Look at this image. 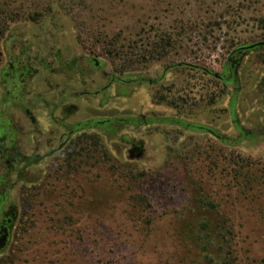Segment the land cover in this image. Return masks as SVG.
<instances>
[{
  "label": "rangeland",
  "instance_id": "rangeland-1",
  "mask_svg": "<svg viewBox=\"0 0 264 264\" xmlns=\"http://www.w3.org/2000/svg\"><path fill=\"white\" fill-rule=\"evenodd\" d=\"M262 44L264 0H0V74L44 65L25 91L0 75V99L38 126L20 110L6 124L46 158L0 264H198L192 233L210 222L232 230L234 264H264ZM56 57L79 64L48 90ZM59 82L83 96L65 112Z\"/></svg>",
  "mask_w": 264,
  "mask_h": 264
},
{
  "label": "flooded vegetation",
  "instance_id": "flooded-vegetation-1",
  "mask_svg": "<svg viewBox=\"0 0 264 264\" xmlns=\"http://www.w3.org/2000/svg\"><path fill=\"white\" fill-rule=\"evenodd\" d=\"M54 61L58 64V67L51 70L52 66L50 65L48 69L50 72H48V70L45 71L47 76L44 74L45 72H43L42 78L39 80V83H43L48 90H50L49 88L52 86V82L50 81L51 77L65 78L64 75H67L69 71L72 72L76 65L79 64H75V62L72 61L69 63L70 65H68L60 57H56ZM93 63L94 64H91L93 66L92 68L95 70L98 69L99 64L96 61H93ZM43 66L44 65L39 62V58H29L28 61L21 63V58L16 57L14 64L8 63L5 71H3V73L1 71V76H8V81L2 84L5 85V88L9 89L7 90L8 92H11V90L14 89L18 90L19 87L25 91L28 83H34L36 78L39 77V68H43ZM11 80H13V86H7L6 84H9L8 82ZM63 83L65 84V81H63ZM64 84L61 82L55 83L57 89L51 91L52 101L50 102H54V99L58 98L57 103L61 104L60 110L65 112L66 110H69V106H66L67 103L77 101L78 99L83 98V96L73 94L72 92H69V90H64L67 88V86H63ZM93 84L95 83L93 82ZM9 106V102L4 100L2 94L0 99V255L8 248L13 238L14 229L19 220L20 205L16 200V192L21 184H31L29 180L26 179L27 175L30 170L39 166L46 159L44 157L41 161L40 157H38V155L36 156L35 151L29 156L23 151V143L22 146L20 144L17 146L13 143L15 140V132L7 124H10L9 118L12 117V114H14L16 110L22 112L21 116L26 117L25 120L30 125L35 127L38 126V123L30 109H24L19 105L17 106V109H14V105ZM53 107L57 108L56 105H53ZM73 108L78 110L77 107ZM74 109H71V111ZM46 110L48 111L47 115L49 120L56 125L58 123L57 119L50 115L48 108ZM91 129L94 131L98 130L97 127H92ZM21 131L22 138L26 137V133L23 130ZM75 132L78 133L76 130L69 132V136L71 137ZM66 135L67 134L63 133V136ZM33 143L36 145L35 139H33ZM128 145L131 148V154L137 153L138 157L143 155V143H136V141L133 140L129 141ZM62 146H65V143L59 145L57 150H61L63 148ZM50 154L52 155L53 153Z\"/></svg>",
  "mask_w": 264,
  "mask_h": 264
},
{
  "label": "trees",
  "instance_id": "trees-1",
  "mask_svg": "<svg viewBox=\"0 0 264 264\" xmlns=\"http://www.w3.org/2000/svg\"><path fill=\"white\" fill-rule=\"evenodd\" d=\"M260 46L263 47L264 44ZM138 81H141V79ZM123 123L124 125L130 124L129 121H124ZM93 126H99V124ZM186 127L190 128L191 130L199 128L207 131L208 133L218 135L212 130L199 126L186 125ZM102 129L105 130L106 127H103ZM221 140L224 141L225 139ZM202 204L208 213H215L219 209L213 202L203 201ZM204 224L206 225H202L199 230H196L192 233V238L195 244V247L193 248L195 249V253L198 254L199 258L198 264H234L236 262V257L233 247L232 230H230L228 227L215 226L211 222Z\"/></svg>",
  "mask_w": 264,
  "mask_h": 264
}]
</instances>
